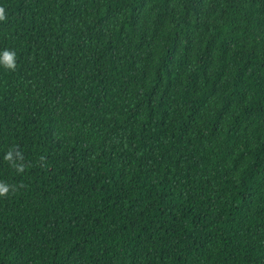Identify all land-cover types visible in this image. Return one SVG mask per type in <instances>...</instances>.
<instances>
[{
  "label": "trees",
  "instance_id": "trees-1",
  "mask_svg": "<svg viewBox=\"0 0 264 264\" xmlns=\"http://www.w3.org/2000/svg\"><path fill=\"white\" fill-rule=\"evenodd\" d=\"M0 7V264H264V0Z\"/></svg>",
  "mask_w": 264,
  "mask_h": 264
},
{
  "label": "clouds",
  "instance_id": "clouds-1",
  "mask_svg": "<svg viewBox=\"0 0 264 264\" xmlns=\"http://www.w3.org/2000/svg\"><path fill=\"white\" fill-rule=\"evenodd\" d=\"M6 20V13L5 10L0 7V22H3ZM3 66L6 67L8 70H14L15 69V63L13 60V57L11 55L5 54L4 60L2 61ZM8 192V188L5 186H0V195H5Z\"/></svg>",
  "mask_w": 264,
  "mask_h": 264
}]
</instances>
